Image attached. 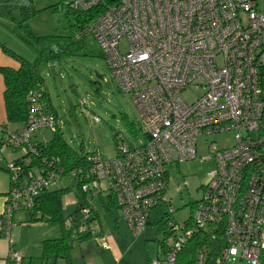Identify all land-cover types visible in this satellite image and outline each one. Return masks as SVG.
<instances>
[{
	"label": "built area",
	"instance_id": "2783aa9c",
	"mask_svg": "<svg viewBox=\"0 0 264 264\" xmlns=\"http://www.w3.org/2000/svg\"><path fill=\"white\" fill-rule=\"evenodd\" d=\"M98 2L67 4L88 10ZM85 35L95 41L118 89L130 95L144 140L129 146L118 135L113 157L99 150L82 154L69 170L58 156L33 163L40 157L34 133L54 131L57 120L38 103L42 90H32L26 123L18 131L0 125V163L9 149L21 152L5 162L10 188L0 221L3 235L9 239L16 212H32L44 189L68 178L80 193L76 216L64 223L74 237L101 239L90 199L105 192L134 235L165 207L164 238L151 264H180V252L192 238L198 242L194 264H225L231 257L235 264H264V10L258 0H120L76 37ZM123 40L125 51L119 48ZM188 90L198 91L192 101L181 95ZM224 131L233 133V145H208L201 159L215 166L192 216L175 220L176 209L165 197L168 166L196 158L200 136ZM213 242L218 254L209 260ZM100 246L109 247L102 241ZM8 260L22 263L12 246Z\"/></svg>",
	"mask_w": 264,
	"mask_h": 264
},
{
	"label": "rangeland",
	"instance_id": "374dc122",
	"mask_svg": "<svg viewBox=\"0 0 264 264\" xmlns=\"http://www.w3.org/2000/svg\"><path fill=\"white\" fill-rule=\"evenodd\" d=\"M73 0H32L36 9L34 15L28 19L31 32L42 36L47 34H68L69 25L74 23L72 15H66L67 3ZM259 8L264 10V0H258ZM29 9V8H27ZM15 19L21 18L20 6L11 10ZM14 23L6 16L0 15V41L15 53L34 62L37 52L31 46L19 39L11 29ZM84 48L81 53L66 57L57 64L41 63L39 70L43 75L44 89L48 93L50 105L55 112L57 128L65 142L75 151L88 154L99 150L103 157H113L116 154V137L121 135L129 146L140 145L144 140L143 132L139 124V114L133 105L130 95L122 92L116 86L115 81L109 74V69L98 49L95 41L89 36L82 37ZM127 42L121 41V51L127 50ZM97 75H101L102 78ZM198 91H183L182 97L192 101ZM85 102V106L82 104ZM85 107L92 117H98V122H93L88 115L82 111ZM132 124V125H131ZM53 135L52 130L43 128L34 133V138L39 141H48ZM215 143L218 147H229L233 145V133L224 131L210 135L200 136L197 140L196 158L181 161L177 165L168 166L169 180L165 197L170 199L176 209L172 218L183 221L194 213V203L202 195L201 185L208 181L207 173L215 165L213 160L201 159L208 155V145ZM21 152L16 150L15 155ZM70 185L67 197L72 198L77 185L68 178L60 179L50 189L62 188ZM106 193L90 199L91 205L101 218L108 212L121 216V210L111 206L106 212L104 203ZM74 204L65 203L63 214L69 215L75 211ZM21 212V211H20ZM165 207L160 205L152 214L151 222L143 232L134 235L126 221L121 230H117L115 219H112L114 235L123 243L121 249L122 264H151L159 254V242L164 238V220L162 219ZM28 216L30 211H24ZM118 217V219H122ZM17 221V220H16ZM19 226V227H18ZM44 230L46 236H59L60 226L58 223L46 222L45 220L32 221L30 223H18L12 229L16 240L29 242V253L32 256H40V250L35 247V237L41 235ZM111 231H106L109 234ZM49 234V235H48ZM21 236V237H20ZM43 239V238H42ZM41 239V240H42ZM14 240V238H13ZM99 238H89L85 242L96 246ZM79 246H73L71 253H77ZM19 253V252H18ZM28 253V254H29ZM21 256V254L19 253ZM120 257H113L114 264ZM237 258L231 257L225 264H235ZM27 258L23 264H28ZM33 264H41L37 258ZM243 264H248L244 262Z\"/></svg>",
	"mask_w": 264,
	"mask_h": 264
},
{
	"label": "trees",
	"instance_id": "16d2710c",
	"mask_svg": "<svg viewBox=\"0 0 264 264\" xmlns=\"http://www.w3.org/2000/svg\"><path fill=\"white\" fill-rule=\"evenodd\" d=\"M119 1L120 0H99L95 6L88 10H74L70 8L69 4H66L67 8L65 14L72 15L74 20V23L69 25L70 32L68 34H47L38 36L31 32L28 25V19L36 12V9L32 5V0H0V15H6L14 23L11 32L37 52L35 61L30 62L0 41L2 50L16 59L19 63L17 69L8 66L0 67V73L3 76L5 84L3 97L7 123L22 125L26 123L30 108L28 94L32 90H42L38 103L41 104L44 111H50L55 115L50 105L48 93L44 89V79L39 70V64L49 62L57 64L62 62L66 57L81 53L84 48V39L82 37L77 38V34L99 14L103 13L108 6ZM19 6L21 9V18L15 19L11 15V10ZM261 86L262 89H264V69L261 70ZM3 126L11 130L7 125ZM15 130L18 131V129ZM52 132L53 135L48 141H39L34 138L40 152V157H36L33 163L41 162V157L44 156H58L63 159L62 164L65 169L69 170L77 163L78 159L82 157L83 153H79L71 148L63 139L58 128ZM69 188L70 186L44 189L35 199L34 209L30 212V220H45L46 222L58 223L60 226L61 233L59 236L46 238L41 242L40 260L43 264H49L48 261L57 258H62L67 264H70V249L80 241L89 237L88 235L74 237L72 236L71 229L65 228L64 223L66 218L68 216H76L80 204L79 202L76 203L75 211L64 216L62 197L69 191ZM75 195L77 199H80L78 190ZM105 206L107 208L111 206L116 207L115 204L108 199L106 200ZM37 211H40V216H36ZM150 222L151 221H149L148 224H150ZM162 241L163 239L159 244H161ZM197 244L198 242L195 238L190 239L186 243L178 258L180 264H194ZM209 245V260H212L218 254L217 245L214 242L209 243ZM8 264L12 263L8 261Z\"/></svg>",
	"mask_w": 264,
	"mask_h": 264
},
{
	"label": "crops",
	"instance_id": "0c3cea01",
	"mask_svg": "<svg viewBox=\"0 0 264 264\" xmlns=\"http://www.w3.org/2000/svg\"><path fill=\"white\" fill-rule=\"evenodd\" d=\"M3 66H8V67L17 69L19 67V63L16 59H14L10 55L6 54L2 50V48L0 47V67H3ZM4 89H5V84H4L3 76L0 73V125H7V127L11 130L19 129L23 126L22 124L7 123L4 97H3ZM15 152H16L15 149L14 150L9 149L6 153L5 160L0 163V221L2 219V212L4 209V205H5V195L7 194L8 190L10 188V179H9V174H8L7 170L5 169V162L8 159H10V157L16 156ZM68 186H70V185H68ZM65 187H67V186H65ZM76 192H77V190H76ZM76 192L74 191L72 198L67 197L66 193L63 195V197H62L63 209L65 206V203L74 204L76 206V202H75V200H76L75 193ZM106 198H107V196H106ZM105 203H104V207L106 208L105 211L108 212V210L111 207L107 208L105 206ZM94 211L99 218L101 231H102L101 239L99 241H97L96 246L93 245L92 243L85 242L86 240H88L89 238H92V237H88L87 239L80 241L78 244L75 245V246H79V248L77 249V253H75V251H74V253H71L72 248L70 249L69 263L70 264H111V262L113 261V257L118 255L120 257V259L118 260L119 261L118 263L122 264V257H121L122 255H121V249L120 248L122 247L123 243H120V238H118L117 236L114 235V228L112 225V219H115V224L117 226V230H121L122 227L126 226L123 223V221L125 219L123 220V218L121 216H117L116 213H111V212H108L103 218H101L99 216V214L96 212V210H94ZM118 217H121L122 219H118ZM30 219H31V213L27 216L26 213H24V211L16 212L13 216V221H14L15 225L10 230L9 239L3 235L2 230L0 229V264H8V261H9L8 260V252H9L10 246H12L16 252H19L21 254V257H22V263L21 264H23L27 258L29 259L28 264H33L32 262L37 258L40 259V256H38V257L32 256L29 253V251H30V246H28L29 242L24 241L25 244H23V241L21 238H20V240H16L17 238L14 237L12 234V229L14 227H16L18 225V223L19 224L20 223H30V222L34 221V220H30ZM150 221H151V219H150ZM127 225H128V223H127ZM106 231H111V232L109 234H107ZM45 233H47V230H44L42 232L41 235H43V236H41V238L38 236L34 238L35 247H37V250H40L39 255L41 254V242H42V240H44L46 238H51L50 236H46ZM13 238H14V240H13ZM101 241L103 243H106L109 247L108 248L101 247L100 246ZM119 246H120V248H119ZM40 263L43 264L41 262V260H40ZM48 263L49 264H67V262L62 258L50 260V261H48Z\"/></svg>",
	"mask_w": 264,
	"mask_h": 264
},
{
	"label": "water",
	"instance_id": "95a60500",
	"mask_svg": "<svg viewBox=\"0 0 264 264\" xmlns=\"http://www.w3.org/2000/svg\"><path fill=\"white\" fill-rule=\"evenodd\" d=\"M98 77H100V78H102V76L101 75H97Z\"/></svg>",
	"mask_w": 264,
	"mask_h": 264
}]
</instances>
